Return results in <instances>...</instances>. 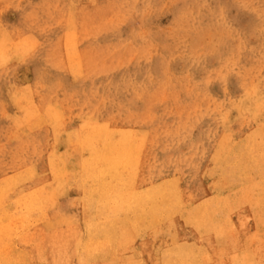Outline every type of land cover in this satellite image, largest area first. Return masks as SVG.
Masks as SVG:
<instances>
[{"label": "rangeland", "instance_id": "1", "mask_svg": "<svg viewBox=\"0 0 264 264\" xmlns=\"http://www.w3.org/2000/svg\"><path fill=\"white\" fill-rule=\"evenodd\" d=\"M99 130L128 132L139 144L145 188L180 180L200 199L212 191L213 152L244 157L253 145L255 173L215 174L230 227L212 237L204 263L264 261L256 209L264 188V0H0V184L15 183L16 199L44 175L52 182V155L66 172L53 187L52 211L24 228L7 225L17 264L52 263L48 243L60 217L81 209L74 163ZM137 247L90 253L96 264L158 262L150 247ZM70 257L78 264V254Z\"/></svg>", "mask_w": 264, "mask_h": 264}, {"label": "bare ground", "instance_id": "2", "mask_svg": "<svg viewBox=\"0 0 264 264\" xmlns=\"http://www.w3.org/2000/svg\"><path fill=\"white\" fill-rule=\"evenodd\" d=\"M112 132L117 133L107 130L91 131L83 141L84 145L91 143L90 147L84 148L82 152L77 150L81 157L74 165L80 175L78 181L80 190L77 192L81 196L79 200L81 209L79 215L68 211V218L60 217L64 220L58 228L62 229H58L48 243L51 247V264H69L71 261L69 259L74 258L70 257L71 254L79 255L78 264H96L94 262L100 257L92 258L90 252L94 251L93 253L97 254L100 248L105 246L110 247L109 251L111 249L118 254L122 250L137 246L143 249L150 247L155 258L159 259L156 264H205L207 245L216 244L214 238L219 237L230 227L227 220L228 210L221 196H218L220 187L215 184V174L216 172L220 175L232 174L245 179L252 172L255 173V166L251 161L253 145L248 144V151L244 157L238 151L213 152L212 163L208 164L212 182L209 188L212 191L204 193L207 197L200 199L197 198L198 193L184 190L179 179V182L166 181L155 187L145 188L151 183L142 177L137 163L135 154L139 150V144L131 139L128 132L117 133L120 135L118 137ZM142 144L144 152L146 149L144 141ZM54 160L52 155L50 160L54 174L52 182H48L49 178L44 175L41 181L36 183L34 190L21 194L16 199L10 198L9 192L15 183L10 187H3L0 184V264L18 263L15 262L17 257L13 256L17 250L12 249L13 245L8 241L13 235H10L7 225L19 222L18 226L24 228L25 220L34 221L42 218L59 202L53 194V187L63 181L66 172L64 166L56 169L57 164ZM171 163L170 156H166L159 171L162 179L165 178V172L170 171ZM261 190L262 195L256 209L263 214L259 217L264 216V188ZM12 202L15 203L13 207ZM59 214L60 211L54 212L53 217ZM182 228L188 229L194 239L184 236ZM79 234L87 235V239L81 241ZM27 236V230L20 232L22 243ZM203 241L207 243L204 244ZM104 250V253H109ZM23 256L25 257V253ZM261 264H264V261H261Z\"/></svg>", "mask_w": 264, "mask_h": 264}]
</instances>
